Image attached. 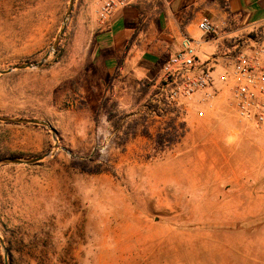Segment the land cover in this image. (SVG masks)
<instances>
[{
	"label": "rangeland",
	"instance_id": "1",
	"mask_svg": "<svg viewBox=\"0 0 264 264\" xmlns=\"http://www.w3.org/2000/svg\"><path fill=\"white\" fill-rule=\"evenodd\" d=\"M70 3L0 0V70L51 53L42 67L0 75V117L57 131L0 122V160L51 154L0 164V264L6 254L8 264H259L264 131L239 117L230 90L154 115L121 76L99 113L88 75L96 30L86 27L96 0H74L52 51ZM165 132H175L170 147L157 143Z\"/></svg>",
	"mask_w": 264,
	"mask_h": 264
},
{
	"label": "crops",
	"instance_id": "2",
	"mask_svg": "<svg viewBox=\"0 0 264 264\" xmlns=\"http://www.w3.org/2000/svg\"><path fill=\"white\" fill-rule=\"evenodd\" d=\"M151 1L135 0L105 23L97 14L87 22V28L96 30L88 72L90 98L98 99L99 105L106 85H114L121 76V81L133 83L130 94L138 107L144 106L162 80L163 66L186 40L196 46L198 63L214 68L216 89L223 94L228 85L221 77L233 70L236 53L252 54L264 41V0H162L161 8L152 6L148 12ZM205 17L216 25V33L205 35L200 30ZM129 97L125 91L117 99L123 102ZM261 257L264 254H259V264H264Z\"/></svg>",
	"mask_w": 264,
	"mask_h": 264
},
{
	"label": "built area",
	"instance_id": "3",
	"mask_svg": "<svg viewBox=\"0 0 264 264\" xmlns=\"http://www.w3.org/2000/svg\"><path fill=\"white\" fill-rule=\"evenodd\" d=\"M97 15L102 23L116 12L134 4L135 0H96ZM205 35L214 34L216 25L205 17L199 24ZM233 70L221 77L236 103L242 120L254 124L264 131V41L258 49L248 54L238 51L233 58ZM214 68L198 63L197 48L191 41L172 56L163 66L162 80L149 97L153 114L170 115L184 103L194 102L210 105L219 93ZM202 109L199 116L203 117Z\"/></svg>",
	"mask_w": 264,
	"mask_h": 264
},
{
	"label": "water",
	"instance_id": "4",
	"mask_svg": "<svg viewBox=\"0 0 264 264\" xmlns=\"http://www.w3.org/2000/svg\"><path fill=\"white\" fill-rule=\"evenodd\" d=\"M74 6V0H71L70 3V8L69 11L67 13V17L66 20L64 22V26L62 28V30L60 31L59 35L57 36L56 42L52 48V51H56V49L58 48L60 41L62 39V36L65 32L67 23H68V19L70 18V15L72 13V9ZM51 53H47L45 55V57L42 59V61H40L39 63H27V64H23V65H16L8 70H0V75H6L9 74L15 70H22V69H26V68H32V67H42L46 61L49 59ZM0 122H4V123H9V124H24V125H37V126H44L47 128H50L51 131L53 132L54 136H56L57 131L47 122L39 120V119H26V118H9V117H0ZM57 148V145H56ZM51 154H46L44 156L38 157V158H34V159H30V160H24L21 158H17V157H9V158H5L3 160H0V164H35L38 163L40 161H42L44 158L49 157ZM3 248L5 250V252L7 253V249L5 248L3 241L0 239ZM5 264H8V257L7 254L5 256Z\"/></svg>",
	"mask_w": 264,
	"mask_h": 264
},
{
	"label": "trees",
	"instance_id": "5",
	"mask_svg": "<svg viewBox=\"0 0 264 264\" xmlns=\"http://www.w3.org/2000/svg\"><path fill=\"white\" fill-rule=\"evenodd\" d=\"M108 98H106L105 100L102 101L100 108H99V113L102 112V110L104 108H107V104H108ZM35 127H39L37 125H34ZM44 128V127H43ZM175 132L177 131L176 127H174L172 125L171 127ZM175 132L169 133V132H165V133H160L158 134V138H157V143L158 145H166L168 147L172 146L175 141H176V137L174 135ZM79 168L83 171V172H87V173H100V169H93V167L91 168V166L85 162L82 161L81 163H79Z\"/></svg>",
	"mask_w": 264,
	"mask_h": 264
},
{
	"label": "bare ground",
	"instance_id": "6",
	"mask_svg": "<svg viewBox=\"0 0 264 264\" xmlns=\"http://www.w3.org/2000/svg\"><path fill=\"white\" fill-rule=\"evenodd\" d=\"M165 179V178H164ZM160 180V179H159Z\"/></svg>",
	"mask_w": 264,
	"mask_h": 264
}]
</instances>
